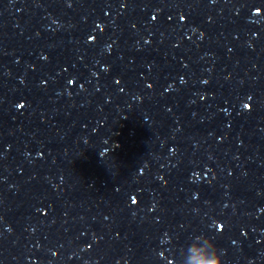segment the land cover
<instances>
[{
	"label": "clouds",
	"instance_id": "1",
	"mask_svg": "<svg viewBox=\"0 0 264 264\" xmlns=\"http://www.w3.org/2000/svg\"><path fill=\"white\" fill-rule=\"evenodd\" d=\"M191 239L192 242L183 248L181 264H225L222 249L212 237L200 234Z\"/></svg>",
	"mask_w": 264,
	"mask_h": 264
},
{
	"label": "snow or ice",
	"instance_id": "2",
	"mask_svg": "<svg viewBox=\"0 0 264 264\" xmlns=\"http://www.w3.org/2000/svg\"><path fill=\"white\" fill-rule=\"evenodd\" d=\"M22 107V106H21Z\"/></svg>",
	"mask_w": 264,
	"mask_h": 264
}]
</instances>
